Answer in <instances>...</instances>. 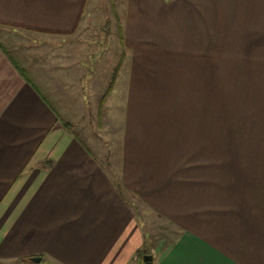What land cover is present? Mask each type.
I'll list each match as a JSON object with an SVG mask.
<instances>
[{
    "label": "crops",
    "instance_id": "obj_1",
    "mask_svg": "<svg viewBox=\"0 0 264 264\" xmlns=\"http://www.w3.org/2000/svg\"><path fill=\"white\" fill-rule=\"evenodd\" d=\"M118 1L91 136L100 0H0V264H264V0Z\"/></svg>",
    "mask_w": 264,
    "mask_h": 264
},
{
    "label": "rangeland",
    "instance_id": "obj_2",
    "mask_svg": "<svg viewBox=\"0 0 264 264\" xmlns=\"http://www.w3.org/2000/svg\"><path fill=\"white\" fill-rule=\"evenodd\" d=\"M122 5L123 6L120 5V2L118 0H100V2L98 4V7L100 8V15L103 17H100V19L97 20V26L98 27L102 26L103 27L102 30H104V33H103V35H97L96 39H97V43L105 44L106 48L108 47L106 57L108 55L111 56L112 69H113V67H115L116 64H118V62L120 61V58L122 56H123V58H124V55H126V57H127V55L129 56L133 52L131 44L129 43V41H127V39H128L127 36H126V38H124L125 33L123 32L124 28L122 26H124V20L126 19L128 8L125 7L126 6L125 4H122ZM4 32H5V30L0 28V40L3 42L4 41L7 42L6 45H9V42L7 41V39L4 40V38L10 37V36H11V38H14L13 43L16 44L15 50L12 49V51L14 53L22 52L23 49H25L26 54L28 51L31 53V50L36 49V48H34V46L36 47L37 44L39 45V44L45 43V45H41L42 46L41 47V53H47L48 55H50L52 52V48H54V47H52L53 42L48 38H42L41 39V37L29 34V33H25L22 31H19L18 33L13 32L12 34H7V33L4 34ZM122 33L124 34L123 37H122ZM6 51L8 52V50H6ZM29 57H31V56L29 55ZM118 59H119V61H118ZM108 87H109V85L107 86L106 90L108 89ZM106 90H104V92L100 96V99H96V100H99L97 115H96V111H95L94 114L89 115V116H87V115L85 116V120H87L91 124L90 125L91 128H89L88 131L85 133H88L91 136L94 133V131H92L93 129L98 131L99 129H101L103 127L104 123L106 124L107 122L108 123L110 122L113 124V123H118V121L120 120V116L118 113H116V110H115L116 106H113L111 104V102H110L111 109L110 110L108 109L106 111V113L108 115H106V116L104 115V110H105L106 104H107L111 94L106 98L103 106L101 105L103 110L101 112L99 110L101 99L105 95ZM173 107H174L173 103L171 102L170 108H173ZM95 110H97V106H96ZM88 118H89V120H88ZM106 118L108 120H105ZM78 119H80V117H77L75 119V121H78ZM93 119H95V124H94ZM99 126H102V127H99ZM74 133H75V131H74ZM96 144H98V143L96 142ZM131 202H133V201L130 199L129 204ZM141 257H142V255H141ZM141 257L139 260L140 261L139 264H142Z\"/></svg>",
    "mask_w": 264,
    "mask_h": 264
},
{
    "label": "trees",
    "instance_id": "obj_3",
    "mask_svg": "<svg viewBox=\"0 0 264 264\" xmlns=\"http://www.w3.org/2000/svg\"><path fill=\"white\" fill-rule=\"evenodd\" d=\"M122 37H123V33H122ZM126 53V52H125ZM9 57H11L9 55ZM12 58V57H11ZM13 59V58H12ZM126 60V55H124V58L123 56L120 58V61L118 62L117 66L115 67L114 71H113V75H112V80L109 84V87L108 89L106 90V93L105 95L103 96V98L101 99V102H100V106H99V110L100 112L103 110L102 106L106 100V98L111 94L114 86H115V83H116V80L118 78V75H119V72H120V69L122 68V65L124 64V61ZM14 62V61H13ZM15 63V62H14ZM16 64V63H15ZM102 105V106H101ZM65 126L69 129V131L71 132L70 128V124H65ZM24 260V259H22ZM156 264V263H155Z\"/></svg>",
    "mask_w": 264,
    "mask_h": 264
},
{
    "label": "water",
    "instance_id": "obj_4",
    "mask_svg": "<svg viewBox=\"0 0 264 264\" xmlns=\"http://www.w3.org/2000/svg\"><path fill=\"white\" fill-rule=\"evenodd\" d=\"M25 260H27L28 262H31V263H40L41 262L40 257H30V258H27ZM141 262H142V264H155L154 257L152 255H149V254L142 255Z\"/></svg>",
    "mask_w": 264,
    "mask_h": 264
}]
</instances>
